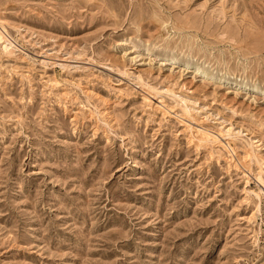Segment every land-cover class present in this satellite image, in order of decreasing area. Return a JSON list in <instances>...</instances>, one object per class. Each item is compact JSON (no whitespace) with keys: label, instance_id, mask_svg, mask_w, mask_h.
<instances>
[{"label":"rangeland","instance_id":"374dc122","mask_svg":"<svg viewBox=\"0 0 264 264\" xmlns=\"http://www.w3.org/2000/svg\"><path fill=\"white\" fill-rule=\"evenodd\" d=\"M0 264H264V0H0Z\"/></svg>","mask_w":264,"mask_h":264},{"label":"bare ground","instance_id":"6f19581e","mask_svg":"<svg viewBox=\"0 0 264 264\" xmlns=\"http://www.w3.org/2000/svg\"><path fill=\"white\" fill-rule=\"evenodd\" d=\"M0 43L5 50H10L11 42L0 32Z\"/></svg>","mask_w":264,"mask_h":264}]
</instances>
